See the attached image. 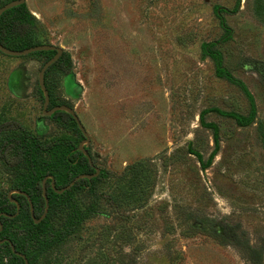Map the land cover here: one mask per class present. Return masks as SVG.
<instances>
[{"label": "rangeland", "instance_id": "374dc122", "mask_svg": "<svg viewBox=\"0 0 264 264\" xmlns=\"http://www.w3.org/2000/svg\"><path fill=\"white\" fill-rule=\"evenodd\" d=\"M25 3L35 38L71 58L66 74L46 78L52 100L75 110L93 163L109 173L94 193L75 189L70 204H58V230L73 208L78 222L31 264H257L230 243L234 237L259 250L264 264V0H240L236 11L222 13L232 34L218 47L252 94L256 117L238 126L205 114L218 125L219 150L204 170L188 152L206 160L213 149L200 111H248L238 86L217 77L199 49L223 32L214 6L232 9L236 0ZM42 62L0 52V145L18 135V123L40 140H81L74 127L42 115ZM28 172L0 159V193Z\"/></svg>", "mask_w": 264, "mask_h": 264}, {"label": "trees", "instance_id": "16d2710c", "mask_svg": "<svg viewBox=\"0 0 264 264\" xmlns=\"http://www.w3.org/2000/svg\"><path fill=\"white\" fill-rule=\"evenodd\" d=\"M10 0L3 1L0 5ZM240 0L232 9L215 5L214 13L219 21L222 34L219 38L200 43L201 58H209L214 66V73L217 77L223 78L228 82L238 86L248 101V111L242 114L236 111H224L216 107L204 108L199 113L200 125L208 128L213 136V149L206 160L200 152L188 147V152L193 154L201 168H208L219 150V128L214 122H207L204 119L206 113L216 112L222 116H228L234 120L238 126H247L254 122L256 117V105L252 94L246 88V85L236 78L229 68L224 65L221 49L218 47L223 42L231 38L232 29L228 26L222 13L234 12L237 10ZM36 18L28 9L26 3L15 5L0 14V44L6 48L21 50L36 44L46 43L35 38ZM48 44V43H47ZM54 50L35 51L25 56L43 58L41 65L54 55ZM41 67V66H40ZM71 68V58L67 51L63 50L59 58L54 61L45 71L44 83L51 94L46 83L48 74L56 71L60 74L67 73ZM40 69V68H39ZM38 84V83H37ZM38 91L42 97L38 86ZM50 102V106L55 105ZM48 118L63 126H72L76 129L79 136L82 137L72 116L62 110L53 112ZM18 129V135H14L1 143L0 158L6 167L15 168L24 164L29 171L28 174L22 176L15 182L14 188L25 191L31 199L35 218H38L44 208V198L42 195L41 181L45 175L51 174L54 177V187L60 189L67 185L75 176L81 173H93L91 164L87 158L78 150V142L69 138H51L48 140H40L35 133L25 129L21 124H15ZM90 154L88 147H85ZM8 153L10 157H8ZM91 155V154H90ZM92 158V157H91ZM133 168V171L134 172ZM137 171H142L138 169ZM137 171L131 176H137ZM109 173L101 170L97 177L81 178L74 185L62 193H57L50 185V180L46 181V195L49 202V208L46 216L39 222L34 223L30 214V206L25 196L20 194H12L20 204L19 212L14 217L0 216L2 229L0 230V240L8 239L14 246V249L25 255L28 263L31 264L33 258L44 252L49 246L59 241L64 234L69 233L72 227L78 222L76 219L79 212L73 208L70 219L64 224L61 230L56 225V213L59 203L65 205L72 202V194L75 189H81L94 193L95 183L107 179ZM134 187H138L139 181L135 180ZM6 212L13 214L16 212V204L11 202L7 195L0 193V213ZM22 221V224H14ZM222 236V235H219ZM230 243L239 246V251L254 263L261 262V253L254 248L246 239L239 237L229 238ZM227 240V239H225ZM228 241V240H227ZM0 264H24L21 256L16 255L9 245L3 240L0 243ZM52 264V263H51Z\"/></svg>", "mask_w": 264, "mask_h": 264}, {"label": "water", "instance_id": "95a60500", "mask_svg": "<svg viewBox=\"0 0 264 264\" xmlns=\"http://www.w3.org/2000/svg\"><path fill=\"white\" fill-rule=\"evenodd\" d=\"M25 0H10L6 3H4L3 5H0V14L2 12H4L5 10L15 6V5H19V4H22L24 3ZM47 51V50H54L55 53L54 55L46 60L40 67L38 73H37V82L38 83V86H39V89L42 93V97H43V102H42V115L47 117V116H50L53 112L55 111H58V110H62V111H65L67 113H69L72 118L74 119L81 135L83 136V139L79 142L78 144V150L82 152V154L87 158L88 162L90 164H92V159H91V156L89 154V152L87 151V149L85 148L86 145L89 144V135L88 133L86 132L85 130V127L83 126L82 122L80 121L78 115L76 114L75 110L69 106V105H66V104H58V105H54L52 106L51 108H47L48 105H49V93H48V90L45 86V81H44V74H45V71L46 69L54 62L56 61L59 56L61 55V53L63 52V49L59 46H55V45H52V44H46V43H43V44H36L34 46H30V47H27V48H24V49H21V50H14V49H9V48H6L4 47L3 45L0 44V52L2 54H5V55H8V56H13V57H20V56H25L29 53H32V52H35V51ZM94 172L93 173H81V174H78L77 176H75L67 185L63 186L62 188L60 189H56L54 186V177L53 175L51 174H48V175H45L43 178H42V181H41V187H42V195L43 198H44V208H43V211L42 213L40 214V216L38 218H35L34 216V211H33V205L31 203V199L29 197V195L25 192V191H22L18 188H13V189H10L8 192H7V198L10 200V201H13L15 204H16V212L13 213V214H9V213H6V212H1L0 213V216H6V217H14L18 214L19 212V203L13 199L11 197V194L12 193H17V194H21L23 196H25L28 200V203H29V206H30V214H31V218L33 219L34 223H39L47 214L48 212V208H49V202H48V198H47V195H46V181L47 179H50V185L51 187L54 189L55 192L57 193H62L63 191L69 189L72 185H74V183L81 179V178H93V177H96L97 174L99 173V168L98 167H94ZM2 229V223L0 221V230ZM5 241H7L11 247V250L18 256H21L24 260V264H29L28 263V260L26 259L25 255L16 251L14 249V246L13 244L8 240V239H4ZM3 240H0V243L2 242Z\"/></svg>", "mask_w": 264, "mask_h": 264}, {"label": "flooded vegetation", "instance_id": "af4514ba", "mask_svg": "<svg viewBox=\"0 0 264 264\" xmlns=\"http://www.w3.org/2000/svg\"><path fill=\"white\" fill-rule=\"evenodd\" d=\"M65 74H66V73H65ZM48 93H49V92H48ZM41 94H42V93H41ZM42 102H43V97H42ZM50 102H52V103L54 102V101L52 100L51 94L49 95V105H48L47 108H51V107H52V106H50ZM55 103H56L55 105H58V104H66V105H68V103H67L66 101H55ZM53 106H54V105H53ZM47 118H48V116H47ZM82 139H83V136L81 137V140H82ZM81 140H80V141H81ZM80 141H79V142H80ZM79 142H78V144H79ZM89 142H90V139H89ZM0 147H1V146H0ZM85 147H88V148H89V144L86 145ZM90 156H91V155H90ZM0 159H1V158H0ZM91 159H92V158H91ZM91 167H92L93 170H94V167H97V166L93 163V160H92ZM99 169H100V168H99ZM101 170H102V169L99 170V173L101 172ZM94 171H95V170H94ZM94 171H93V172H94ZM99 173H98V174H99ZM98 174H97V176H98ZM97 176H96V177H97ZM47 180H48V179H47ZM49 180H50V179H49ZM8 191H9V190H8ZM6 194H7V193H6ZM6 194H5V195H6ZM12 194H14V193H12ZM12 194H11V195H12ZM16 194H17V193H16ZM20 195H21V194H20ZM29 197H30V196H29ZM12 198H13V197H12ZM13 199H15V198H13ZM15 200H16V199H15ZM16 201H17V200H16ZM11 202H13V201H11ZM19 208H20V204H19ZM4 239H6V238H4ZM4 239H3V240H4Z\"/></svg>", "mask_w": 264, "mask_h": 264}]
</instances>
